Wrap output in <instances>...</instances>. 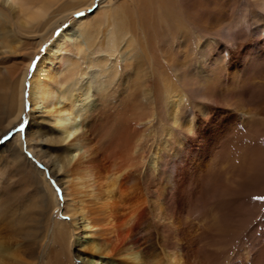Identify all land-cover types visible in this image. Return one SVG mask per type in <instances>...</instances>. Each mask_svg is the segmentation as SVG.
Returning <instances> with one entry per match:
<instances>
[{"label":"rangeland","instance_id":"374dc122","mask_svg":"<svg viewBox=\"0 0 264 264\" xmlns=\"http://www.w3.org/2000/svg\"><path fill=\"white\" fill-rule=\"evenodd\" d=\"M121 3L131 11L132 27L125 25V28L119 30L113 25L111 11ZM141 3L145 4V10L142 9L139 12L141 15H137V9L141 10ZM255 3L254 0H92L90 7L75 11L68 17L44 18L43 22L51 20V26L46 30L47 34L42 41L41 35L19 31L13 20L0 18V132L6 128L4 133H0V201L5 198L4 204H0V243L9 247V251L15 255V258L5 261L18 264V256L19 264H81L85 252L78 239L90 231L81 228L83 222L78 209L76 210L80 206L72 202L64 190L66 177L52 173L46 157L39 158L30 149L35 146V150L47 157H61V149L65 145H57L55 151V147L48 144V138L54 137L56 132H52V125L44 113L31 110L27 98L28 79L33 66L44 54L51 39L79 18L83 21L74 28V34L70 36L62 52L63 67L75 64L67 80L66 90L72 92L77 85L87 84L90 87L91 101L104 95L108 105L111 103L117 106L119 90L117 94L113 91L119 81L124 82L126 77H131L133 88L129 94H137L144 107L137 117L144 118L154 114V122L143 133L146 137L145 149L142 151L144 162L138 165V169H149L147 180L151 181V186L147 187L149 190L145 187L146 192L141 187V193H145L148 198L145 199L143 208L147 209L148 201L154 205L160 203L158 188L154 185L155 173L145 158L162 140V111L169 101L167 96L174 94L184 98L183 116L195 113V106H205L209 115L195 122L197 136L193 149L204 153L206 149L212 148L213 153L203 164L204 167H201V178L205 174H220L229 184L228 189L222 188L234 190L237 185L235 182L243 173V192L239 195L235 193L231 201L224 203L200 204L188 195L183 204H179L176 198H172L165 213L174 222L173 227L184 226L188 234L195 236L201 234L197 224L202 220V224L208 223L215 214L220 216V220L223 218L224 226L216 227V224H212L211 227L209 224L211 235L223 230L228 220V226L237 229L240 222L238 215L243 212V224L238 228L235 240L227 248L225 258L241 264L250 260L254 249L250 247L251 242L248 240L255 238L258 240L256 245L264 240V13L258 12V4ZM222 27L229 29L227 35L221 33ZM259 28L263 29L262 34H259ZM33 52L36 54L30 60L20 98V71ZM149 74L153 80L150 85L155 94L154 100L151 98V104L145 101L148 97L144 96L148 95L145 89ZM207 79H210L211 93H218L215 94L217 97L213 96L216 103L195 98V81ZM97 84L105 87L101 93L95 91ZM233 85H243L242 90H236L238 97L241 95L240 98H233L225 92L229 88L233 89ZM238 99L241 102H237ZM20 105L21 114L14 121ZM108 110L104 111L105 115ZM34 120L41 121L40 132L45 137L41 133L40 136L35 133ZM28 124L31 128L30 143L26 142L25 136ZM124 127L127 128L128 125L123 124L122 128ZM123 133L124 130L121 129L119 137H114L113 146L116 147L117 144L118 149L124 147L125 138L121 137ZM35 142L42 144L37 145ZM16 148L22 154L19 159ZM260 152L262 158L259 161L262 165L258 163V170H251L252 164L257 163L255 155ZM24 162L28 166L21 167L20 170L17 165ZM144 165L147 166L143 167ZM31 170L33 174H30ZM26 175L35 176L38 183H29ZM41 177L45 178L51 188L55 204L47 199ZM259 178L263 180L262 188L258 184L261 181ZM122 192L123 199L139 193H132L126 185L122 187ZM81 198V207L86 216L99 218L98 204L94 203V199L89 196ZM135 205L136 202H116L114 215H126ZM205 215L210 218L207 219ZM113 222L114 219L110 224ZM148 223L150 228L145 230L149 228L151 236L144 247L149 245L152 248V252H149L154 253L153 259H159L160 254H164L163 251L166 254L173 252L172 250L175 252L174 243L179 239L173 238L172 233L167 230L169 232H163V236L165 240L172 242H169L171 245L167 244L168 248L165 250L161 246L157 248L155 243L159 231L153 223L147 221L146 224ZM202 224L199 227H205ZM170 226L168 224V228ZM63 232H67L65 241L61 237ZM201 236L200 246L208 241ZM104 237L101 235L97 239L108 238ZM213 239L217 241L219 238ZM66 255H69L71 262L63 260ZM13 259L15 260L12 261Z\"/></svg>","mask_w":264,"mask_h":264},{"label":"bare ground","instance_id":"6f19581e","mask_svg":"<svg viewBox=\"0 0 264 264\" xmlns=\"http://www.w3.org/2000/svg\"><path fill=\"white\" fill-rule=\"evenodd\" d=\"M254 1L258 4V12L263 14L264 0ZM91 2L92 0H0V18L13 20L16 29L19 31L41 35L40 41H42L47 34L46 30L51 26V20L43 22L44 18L49 16H52V18L59 16L58 18L60 19L68 17L75 11L90 7ZM125 6V4L121 3V5L114 7L111 11L113 25L119 30L123 27L125 28V25L126 27L127 25L132 27L131 11ZM139 7H141V10L137 9V15H141L139 12H142V9L145 10V4L141 3ZM54 8L55 10H53ZM82 21V18L75 19L51 39L52 41L46 47L44 54L33 66L27 88V98L31 110H39L44 113L52 125V132H56L54 137L48 138V144L55 147V151L57 145H65V148L61 149V157L55 155L47 157L40 151L35 150V146L30 145V149L37 157H46L51 165L52 173H59L66 177L64 190L71 201L80 206L76 210L78 209L77 211H79L83 222L81 228L90 231L85 232V236L78 239L83 251L89 252L88 254L83 253L81 264H241L225 258V254L229 245L235 240V235H238V228L243 224V212L238 215L240 222L237 229H232L228 226V220L223 230L211 235L209 224H211V227L212 224H216V227L217 225L224 226L222 223L223 218L220 220V216L215 214L206 224H202L203 220H200L201 222L197 224V229L201 231V234L199 233V235L195 236L188 234L184 226L173 227L172 224L174 222L165 213L172 198H176L179 204H183L188 195L194 197L200 204L219 203L222 201L224 203L231 201L235 193L239 195L243 192V173L235 182V185H237L234 190H227L229 184L223 180L220 174V177L212 173L208 176H205V174L201 178V167H204L203 164L207 162V159H210L213 149H206L204 153L193 149L194 140L197 136L195 122L196 120L207 118L209 111L205 106L202 108L195 106V113H187V116H183L182 106L185 103L184 98L174 94L167 96L169 101L165 103L162 111V122L164 124L161 130L162 140L157 143L154 150H150V153L149 150L147 151L149 156L147 159L145 158L155 173L154 185L158 188L157 194L159 195L160 203L154 205L148 201L147 209L143 208L146 203L145 199L148 200V198L145 193H141V187H144L145 191V187L151 186V181H148L149 169L145 167L147 165L143 166L145 167L144 169H138V165L140 166L144 162H142V151L145 149L144 140L146 141V137H144L143 133L152 124L151 122H154L152 121L154 114L144 118L137 117L144 107L137 94H129L133 88L130 82L132 81L131 77H126L124 82L119 81L113 91L114 94H117L119 90L117 106L111 103L108 105L104 95H99L97 100L91 101L89 98L90 87L87 84L77 85L72 92L66 90L67 80L74 70L75 64L71 63L63 67L61 65L62 52L70 36L74 34V28L81 25ZM39 28L41 29L39 30ZM127 30L129 29L127 28ZM220 30L222 34L226 33V35L229 32V29L225 27ZM262 31L263 29L259 28V34H262ZM75 41L77 43V39ZM35 54L36 52H33L21 68L20 98L23 93L30 60H33ZM209 80L195 81L194 84L197 88L195 98L216 103L213 96L218 93H211L213 91L210 90ZM152 81L151 74H149L146 81L147 88L145 89L148 91L149 96L146 94L144 96L145 98L148 97L145 101L150 104L152 103L151 98L153 100L155 98L150 85ZM104 89L103 85H95L97 93H101ZM239 89L242 90L243 85H233V89L229 88L225 92L233 98H240L241 95L238 97L239 93L237 94L236 92ZM222 96L226 97L224 94ZM102 98L104 99L102 100ZM114 99H116V95ZM239 100L241 99H238L237 102H241ZM108 109L110 112L114 111L113 114H110ZM105 110H108L106 115ZM20 114L21 105L19 106V112L14 117V121L17 120ZM34 121L35 133L40 136L41 121ZM10 124L8 123V125ZM123 124L128 125V127L122 128ZM5 129L3 128L0 133H4ZM121 129L125 133L121 134L122 139L125 138V141H123L125 143L124 147L118 149L117 144L115 145L116 147L113 146V141L114 137H119ZM30 133L31 128L28 124L25 130L27 143L32 141L29 137ZM41 136L45 137L42 133ZM14 141L18 143V141ZM35 143L38 145L41 142ZM120 146L121 144H119ZM15 150L17 159H19L22 156L21 151L18 148ZM260 153L255 155L257 163L252 164L251 170L255 171L256 168L258 170L259 166L257 164H261L259 160L262 158V153L261 157ZM18 162L20 163V161ZM17 166L22 170V168H27L28 165L24 162ZM31 173L33 174V170L30 171ZM25 177L31 184L38 183L33 175H26ZM259 180H261L258 183L259 187L262 188L261 183L263 180L260 178ZM40 181L45 185L47 199L50 203L55 204L53 192L47 181L42 177ZM124 185L132 193L135 194L138 191L139 193L131 198L123 199L122 187ZM222 187H227V189ZM84 196L92 197L94 203L98 204L97 213L100 216H98L99 218L95 219L93 216V219L89 218L88 212L89 217L86 216L81 207L83 200L81 197ZM4 200L5 198L1 199V205L4 204ZM116 202L123 204L136 202V205L133 209L130 208L131 210L126 215L115 216L114 207ZM74 213H72V216ZM206 218L209 219L210 217L206 216ZM112 219H114V222L110 224ZM147 221H150V224L153 223L160 233H158L155 243L157 248L161 246L165 250L168 248L167 244L172 243L165 240L163 232L170 231L173 238L179 239V242L174 243L176 246L175 252L172 250L173 252L166 254L163 251L164 254L161 253L159 259H153L154 253L150 254L152 248L149 245L144 247V244L150 241L151 236L148 232L150 226L149 223L146 224ZM168 224L171 225L169 228ZM199 224L205 225V227L201 226V228ZM103 226L107 228L105 229ZM147 227H149L148 230H145ZM93 228L96 230L95 233ZM100 230L102 231L100 232ZM101 235L108 236V238L97 239ZM201 235L208 240L202 246L199 245V237ZM66 236L67 232H63L61 235L63 241L66 240ZM213 237L219 239L216 241ZM248 241L251 242L250 247H253L254 250L251 252L250 260L244 261L242 264H264V240L259 241L257 245L258 240L255 238H250ZM9 250V247L0 243V264H9L7 262L10 261L9 258H15V255ZM16 260L19 264L18 256ZM63 260L71 262L69 255H66Z\"/></svg>","mask_w":264,"mask_h":264}]
</instances>
